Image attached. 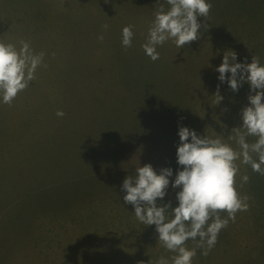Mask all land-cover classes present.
<instances>
[{
    "label": "rangeland",
    "instance_id": "rangeland-1",
    "mask_svg": "<svg viewBox=\"0 0 264 264\" xmlns=\"http://www.w3.org/2000/svg\"><path fill=\"white\" fill-rule=\"evenodd\" d=\"M208 2L200 38L182 48L168 40L152 61L143 45L157 0H0V40L45 53L30 86L11 105L0 98V264H172L155 225L124 203L123 181L151 164L171 168L174 182L180 127L237 148L228 136L242 126L250 85L234 92L215 69L231 51L264 65V0ZM237 186L249 210L193 264H264V175L240 164ZM169 201L178 206L171 183Z\"/></svg>",
    "mask_w": 264,
    "mask_h": 264
},
{
    "label": "clouds",
    "instance_id": "clouds-1",
    "mask_svg": "<svg viewBox=\"0 0 264 264\" xmlns=\"http://www.w3.org/2000/svg\"><path fill=\"white\" fill-rule=\"evenodd\" d=\"M165 3L169 6L167 10L157 0L159 7L143 45L152 61L159 59L157 46L168 40L178 48L198 40L202 27L199 18H208L213 7L208 0H165ZM203 27L208 28V25L205 23ZM133 36L131 25L122 29L125 48L132 47ZM20 44L17 49L15 44L0 40V98L8 105L35 80L36 70L45 56L44 52L36 54L26 41ZM215 71L219 73V81L226 82L234 92L245 83L250 85V106L242 109V126L234 128L228 136L237 148L225 143L220 135L210 138L180 127L177 163L182 170L176 172L174 182L170 181L171 168H163L158 174L147 164L136 168L135 175L127 176L122 184L126 192L124 203L133 206L137 220L147 226L155 225L158 243L162 242L168 251L176 254L172 264H193L197 248L203 250L202 255H209L229 221L234 223L238 212L249 210V197L242 196L237 186L240 164L264 175V65L255 55L251 63H247V57L244 63H238L237 53L231 51V55H224ZM215 96L218 106L223 100L219 85ZM56 115L63 117L65 113L58 111ZM248 137L256 139L249 142ZM249 179L247 175L242 177L243 183ZM170 183L178 201L175 208L171 201L163 203ZM243 183L239 187H243ZM169 210L172 218H169ZM189 240L195 243L192 249L186 246ZM157 264H168V260L162 256Z\"/></svg>",
    "mask_w": 264,
    "mask_h": 264
}]
</instances>
